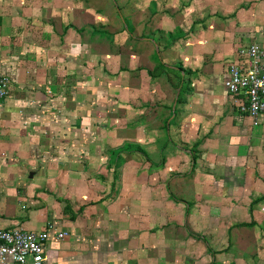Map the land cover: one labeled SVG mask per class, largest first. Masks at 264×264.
Listing matches in <instances>:
<instances>
[{"label": "crops", "instance_id": "crops-1", "mask_svg": "<svg viewBox=\"0 0 264 264\" xmlns=\"http://www.w3.org/2000/svg\"><path fill=\"white\" fill-rule=\"evenodd\" d=\"M207 1L206 10L199 8L196 11V37L193 33L184 37L188 38L186 45L177 41V46L168 48L162 40L163 35L157 38L163 31L157 30L156 38L147 35L137 38L144 45L133 49V61L126 60L133 72L129 74L130 86L141 88L143 84L144 100L154 104L157 103L154 102L156 98L160 109L164 110V102L172 101L170 89L158 94V80L162 78H154L151 74L154 70L150 65L151 54L158 56L162 67L167 65L172 68L173 62L177 64L175 67L183 65L179 69L190 76L189 79L193 77L196 93L184 101V108L190 110L186 121L179 123V118L175 119L178 117L175 104L174 119L166 121L165 129L169 139L175 142L174 146L180 148L182 157L184 154L190 156L189 171L185 166L182 169L186 172L178 170L184 164L181 154H176L158 174L160 181L165 183L175 177L176 182H192L196 194L201 197L219 194L223 202L218 208L209 206L210 215L219 213L233 218L243 213L253 218L255 214L264 215V115L261 124L253 126L251 118L234 106L224 87V80L231 63H247L241 58L240 49L256 44L264 50V0ZM168 7L164 12H180L173 6ZM130 16L132 22H136L137 14ZM0 18V74L10 79L9 94L0 108V228L40 232L52 223L54 233L69 232V236L62 241L54 237L49 240L46 253L48 264H154L157 259L166 264L170 262L154 255L152 208L147 215L149 204L146 199L150 190L145 189L144 207L131 205L127 208L125 200L133 198V191L130 187L126 189L124 180L122 186L115 185L120 198L118 202L121 203L120 212L126 219L124 223L139 217L136 220L140 221V226L131 224L128 231L122 227L119 217L115 222L112 210L114 205H118L117 199L107 201L101 198L90 201L89 206L81 204L79 210L75 208L77 198L87 199L96 190L100 194L98 186L89 185L86 166L92 157L90 152L93 149L98 152V144L89 143L90 133H105L104 127L96 124L89 126L88 91L84 90L88 87L89 69L88 59H83L87 49H83L82 42H86L85 47L89 45L84 36H73L76 33L73 30L69 33L71 41L63 47H37L34 42L26 47L16 40L22 38L21 31L16 33L13 24L9 25L4 15L0 14ZM103 24L105 22H101ZM174 25L171 32L179 26L176 22ZM195 38L196 42L189 41ZM139 50L140 54L137 53ZM174 55L176 59H173ZM169 58L170 64L167 63ZM138 60H144V73L136 71ZM114 100L116 102H110L112 106L122 101ZM230 108H236L238 113ZM156 121L158 117L150 120L149 125ZM248 139L250 146H245ZM240 148L241 153L244 151L241 157L231 159L233 151ZM203 149L210 154L203 159L202 165L213 174L206 175L199 169L202 166L199 163L201 157L196 156ZM240 167L242 175L237 172ZM222 168H226L225 176L221 175ZM151 172H145V182L149 177L151 183ZM222 179L226 180L224 187L221 184L217 187V181ZM120 180L117 178V183L121 184ZM208 196L212 198L213 195ZM252 199L262 200L254 204ZM185 214L189 216V210ZM215 220L214 223H221V219ZM244 222L248 221L244 219L227 226L226 231L232 232L235 224ZM252 222L255 226V220ZM110 226L115 229L108 231L106 228ZM217 226L220 227V224H215L213 228ZM182 261L183 258H180L177 262Z\"/></svg>", "mask_w": 264, "mask_h": 264}, {"label": "rangeland", "instance_id": "rangeland-1", "mask_svg": "<svg viewBox=\"0 0 264 264\" xmlns=\"http://www.w3.org/2000/svg\"><path fill=\"white\" fill-rule=\"evenodd\" d=\"M168 6H173L180 12L178 14L164 12L169 9ZM207 6V0H0V14L4 15L9 25L13 24L16 33L21 31L22 38L16 40L23 46L27 47L34 42L37 47L45 45L63 47L65 43L68 45L71 41L69 33L73 30L76 32L73 36L79 37L82 34L89 45L85 47L86 42H82L83 49H87V54L83 53V59H88L89 69L88 87L84 88L88 91L89 126L96 124L98 127H104L105 133L101 135L97 133L99 136L90 133L89 143L98 144V152L95 153L94 149L90 152L92 157L86 166L89 172V185L98 186L100 194H97L96 190L87 199L77 198V201H80L75 204L77 210L81 204L89 206L90 201L101 198L107 201L117 199L116 203L120 202L116 186H122L124 180L126 189L130 187L134 195L133 198L125 200L127 208L131 205L142 207L145 189L151 191V194L147 191L146 199L149 204L147 215H150L152 208L154 255L170 261L167 264H264V215L255 214L253 218L243 213L233 218L226 216L231 218V221L223 214L210 215L209 206L214 205L218 208L223 202V197L219 194L212 193L201 197L196 194V187L192 182H176L175 177L169 178L165 183L160 181L158 174L169 159L176 157V154H181L180 159L184 164L178 167V170L185 166L189 171L190 156L184 154L182 157L183 153L180 152V148L174 146L175 142L169 139L165 127L167 120L174 119L175 104L178 112L175 119L179 118V123L186 121L190 110L184 108L183 104L188 100V96L196 93L193 77L189 79L190 76L182 73L179 69L182 64L175 67L177 64L173 62L172 68L167 65L162 67L158 56L152 53V60L149 63L154 70L151 74L155 76L154 78H162L158 80V94L162 90L170 89L172 101L164 102L166 107L161 110L156 98V101L153 99L157 102L154 104L152 101L144 100L143 84L141 88L130 86L132 82L129 74L133 72L126 60L133 61L135 59L131 55L133 49L144 45L138 39L146 35L156 38L157 30L163 31L159 32L162 34H158L157 38L163 35L162 40L168 48L177 46L178 43L186 45L187 35L193 33L196 37V11L199 8L206 10L204 7ZM175 8L172 9L174 12ZM132 12L137 14V23L132 22L130 16ZM101 22L105 24L102 26ZM175 22L181 27L178 26L171 32ZM64 31L68 32L63 36ZM189 41L196 42V38ZM175 55L173 59H176ZM170 60L171 58L167 60L168 64ZM136 68L137 72L144 73V60H138ZM169 74L176 77H169ZM115 82L117 84H114ZM114 98L122 101L112 106L110 102H114ZM230 110L238 113L236 108ZM102 111L104 114L100 115ZM155 117H158V121L149 125L150 120ZM245 146H250V139L246 141ZM203 150L196 156L201 157L199 162L201 165L206 155L210 154V151ZM242 153L241 148L233 151L231 159L241 157ZM199 169L206 175L213 174L207 166L202 165ZM147 170L152 171L151 183L149 177L148 182L144 181ZM225 171L226 168L221 172L222 176H225ZM242 171L240 167L237 172L242 175ZM116 177L118 181L119 178L122 179L121 184L117 183ZM224 180H218L217 187L219 184L223 186ZM212 186L216 187L215 184ZM208 195L213 196L210 198ZM167 200L172 203H168ZM260 200L262 199H252L254 204ZM119 202L112 210L116 216L115 222L119 217L122 227L127 231L131 224L139 227L140 221L136 220L138 216L133 217L132 222L124 223L126 219L121 215ZM186 210H189V216L185 214ZM215 219H221V223H214ZM244 219L248 222L255 220V226L234 228L232 232L226 231L227 226L230 227ZM215 224H220V227L213 228ZM106 229L110 231L115 227L110 226ZM206 254H209L207 258ZM180 258H183L181 263L177 262ZM158 260L154 264H166Z\"/></svg>", "mask_w": 264, "mask_h": 264}, {"label": "built area", "instance_id": "built-area-1", "mask_svg": "<svg viewBox=\"0 0 264 264\" xmlns=\"http://www.w3.org/2000/svg\"><path fill=\"white\" fill-rule=\"evenodd\" d=\"M247 63L232 64L224 80V87L232 97L239 112L248 115L253 126L261 124L264 115V50L256 44L240 50ZM10 79L0 74V108L8 96ZM69 236L67 231L54 233V224L49 223L44 231L32 232L23 228L12 230L0 228V262L8 264H48L46 253L49 240L62 241Z\"/></svg>", "mask_w": 264, "mask_h": 264}, {"label": "trees", "instance_id": "trees-1", "mask_svg": "<svg viewBox=\"0 0 264 264\" xmlns=\"http://www.w3.org/2000/svg\"><path fill=\"white\" fill-rule=\"evenodd\" d=\"M253 225H254V222H244V223L235 224L232 227V229L235 228V227H252Z\"/></svg>", "mask_w": 264, "mask_h": 264}]
</instances>
